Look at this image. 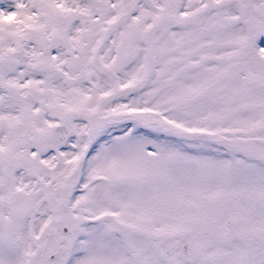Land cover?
I'll return each instance as SVG.
<instances>
[{
  "label": "snow or ice",
  "instance_id": "snow-or-ice-1",
  "mask_svg": "<svg viewBox=\"0 0 264 264\" xmlns=\"http://www.w3.org/2000/svg\"><path fill=\"white\" fill-rule=\"evenodd\" d=\"M0 264H264V0H0Z\"/></svg>",
  "mask_w": 264,
  "mask_h": 264
}]
</instances>
